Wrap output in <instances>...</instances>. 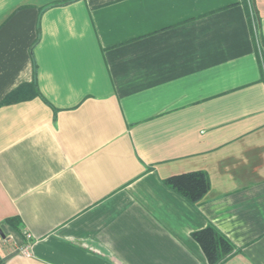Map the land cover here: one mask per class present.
Wrapping results in <instances>:
<instances>
[{"label":"crops","instance_id":"crops-1","mask_svg":"<svg viewBox=\"0 0 264 264\" xmlns=\"http://www.w3.org/2000/svg\"><path fill=\"white\" fill-rule=\"evenodd\" d=\"M208 226L264 264V0H0V264H208Z\"/></svg>","mask_w":264,"mask_h":264},{"label":"trees","instance_id":"trees-1","mask_svg":"<svg viewBox=\"0 0 264 264\" xmlns=\"http://www.w3.org/2000/svg\"><path fill=\"white\" fill-rule=\"evenodd\" d=\"M9 101L10 98L7 96L3 102ZM162 182L167 188L173 190L193 205L203 198L209 188V178L206 172L200 170L171 175L164 178ZM10 223L17 228L16 223H12L11 220ZM192 236L200 245L208 264H217L233 248L225 237L210 226L195 231Z\"/></svg>","mask_w":264,"mask_h":264},{"label":"built area","instance_id":"built-area-1","mask_svg":"<svg viewBox=\"0 0 264 264\" xmlns=\"http://www.w3.org/2000/svg\"><path fill=\"white\" fill-rule=\"evenodd\" d=\"M27 237H30V235L28 234ZM29 247H30L29 243L21 245V246H19V247H17L15 249V252L18 253V254H21V255H23L25 257H29L30 256Z\"/></svg>","mask_w":264,"mask_h":264}]
</instances>
